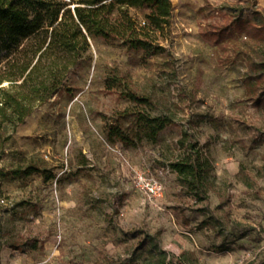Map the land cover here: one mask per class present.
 <instances>
[{"label": "rangeland", "instance_id": "1", "mask_svg": "<svg viewBox=\"0 0 264 264\" xmlns=\"http://www.w3.org/2000/svg\"><path fill=\"white\" fill-rule=\"evenodd\" d=\"M63 1L73 7L76 0ZM172 2L165 53L145 59L119 41L91 39L70 90L55 94L12 135L1 165L33 160L54 177L2 179L0 264H143L138 231L157 234L180 264H264V106L247 84L248 53L262 45L246 27L221 42L203 34L232 16L264 25V0ZM131 12L145 20L143 9ZM116 73L150 97L156 113L174 119L157 141L143 139L137 148L107 141L109 118L130 104L121 94L126 86L107 88ZM184 131L207 144L215 164V189L200 203L179 195L174 172L161 173L180 154ZM151 177L165 183L159 199L145 191ZM28 237L39 238L37 250L10 246Z\"/></svg>", "mask_w": 264, "mask_h": 264}, {"label": "trees", "instance_id": "2", "mask_svg": "<svg viewBox=\"0 0 264 264\" xmlns=\"http://www.w3.org/2000/svg\"><path fill=\"white\" fill-rule=\"evenodd\" d=\"M143 9L145 20L131 12ZM172 0H76L75 6L63 0H0V193L1 181L39 173L49 180L53 171L33 160L16 168L1 165L6 145L18 127L62 90L72 71L89 53L91 39L119 41L129 51L142 53L145 59L166 52L162 39L172 32ZM260 16V11L255 12ZM255 33L261 47L249 55L248 88L254 101L264 106V25L236 16L227 25H210L203 34L216 42L244 32ZM248 31V32H249ZM127 75L107 77V88L123 86L121 94L130 104L109 118L106 139L111 144L137 148L143 139L157 141L174 119L165 112L156 113L152 99L126 85ZM7 83V85H3ZM180 154L168 163L180 182L179 195L193 197L195 203L209 198L215 189V164L207 144L184 131L179 139ZM139 248L146 255L143 264H180L159 245L157 234L138 231ZM6 238L0 216V249ZM14 249L32 252L39 248L37 237L9 241ZM182 256L188 255L185 251Z\"/></svg>", "mask_w": 264, "mask_h": 264}, {"label": "built area", "instance_id": "3", "mask_svg": "<svg viewBox=\"0 0 264 264\" xmlns=\"http://www.w3.org/2000/svg\"><path fill=\"white\" fill-rule=\"evenodd\" d=\"M170 171V168L167 167L163 169L161 173L167 174ZM145 179H140V181H144ZM145 191L148 194L150 199H159L163 196L165 191V183L159 177H151L148 179L145 185Z\"/></svg>", "mask_w": 264, "mask_h": 264}, {"label": "water", "instance_id": "4", "mask_svg": "<svg viewBox=\"0 0 264 264\" xmlns=\"http://www.w3.org/2000/svg\"><path fill=\"white\" fill-rule=\"evenodd\" d=\"M7 83L3 84V85H6Z\"/></svg>", "mask_w": 264, "mask_h": 264}]
</instances>
